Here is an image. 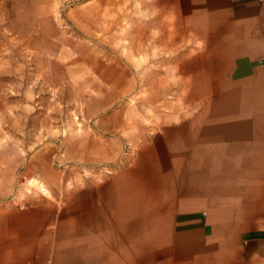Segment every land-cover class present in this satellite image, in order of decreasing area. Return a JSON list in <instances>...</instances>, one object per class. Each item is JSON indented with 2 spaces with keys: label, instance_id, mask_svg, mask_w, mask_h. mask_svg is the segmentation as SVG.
Wrapping results in <instances>:
<instances>
[{
  "label": "crops",
  "instance_id": "crops-1",
  "mask_svg": "<svg viewBox=\"0 0 264 264\" xmlns=\"http://www.w3.org/2000/svg\"><path fill=\"white\" fill-rule=\"evenodd\" d=\"M155 1L175 23L151 31V106L80 144L97 179L60 209L0 219V264H264V0Z\"/></svg>",
  "mask_w": 264,
  "mask_h": 264
},
{
  "label": "rangeland",
  "instance_id": "rangeland-1",
  "mask_svg": "<svg viewBox=\"0 0 264 264\" xmlns=\"http://www.w3.org/2000/svg\"><path fill=\"white\" fill-rule=\"evenodd\" d=\"M161 7L151 0H0V219L60 209L81 178L97 179L96 169L71 159L81 143L126 133L129 109L151 106L144 74L159 59L152 50L160 38L152 34L175 23L161 26ZM119 109L122 130L102 131V120ZM124 137L123 156L133 150Z\"/></svg>",
  "mask_w": 264,
  "mask_h": 264
}]
</instances>
